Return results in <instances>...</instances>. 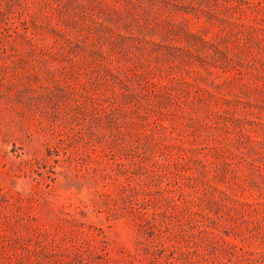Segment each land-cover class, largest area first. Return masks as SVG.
I'll return each mask as SVG.
<instances>
[{
  "label": "rangeland",
  "instance_id": "obj_1",
  "mask_svg": "<svg viewBox=\"0 0 264 264\" xmlns=\"http://www.w3.org/2000/svg\"><path fill=\"white\" fill-rule=\"evenodd\" d=\"M0 264H264V0H0Z\"/></svg>",
  "mask_w": 264,
  "mask_h": 264
}]
</instances>
